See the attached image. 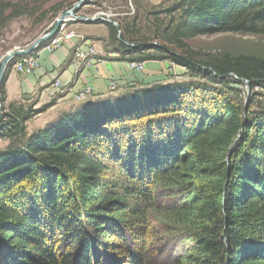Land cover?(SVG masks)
<instances>
[{
  "label": "trees",
  "instance_id": "trees-1",
  "mask_svg": "<svg viewBox=\"0 0 264 264\" xmlns=\"http://www.w3.org/2000/svg\"><path fill=\"white\" fill-rule=\"evenodd\" d=\"M86 6L77 24L105 25L126 62L169 61L199 80L87 103L28 135L54 104L6 106L15 58L0 87V264H264V58L188 45L264 37V0H176L149 37L136 18L87 22ZM25 14L0 2V34Z\"/></svg>",
  "mask_w": 264,
  "mask_h": 264
},
{
  "label": "crops",
  "instance_id": "crops-1",
  "mask_svg": "<svg viewBox=\"0 0 264 264\" xmlns=\"http://www.w3.org/2000/svg\"><path fill=\"white\" fill-rule=\"evenodd\" d=\"M71 31L76 36L84 37L85 44L75 37L65 40L53 52L43 47L37 54L41 62L39 70L27 76L13 69L9 71L5 84V96L9 104L28 106V103L33 102L29 105L34 104V109H39L43 106L42 101H50L54 105L39 117L48 114V119L56 121L84 104L113 101L136 89L159 84V72L169 67L162 62H148L144 71H132L122 55L110 45L109 30L105 25L73 24ZM87 45L96 49L100 62L95 67L83 68L77 73L71 65L75 49ZM56 80L63 85L61 89L54 87ZM111 83L117 85L114 91H111ZM86 87L93 89L92 96L78 103L76 95Z\"/></svg>",
  "mask_w": 264,
  "mask_h": 264
},
{
  "label": "rangeland",
  "instance_id": "rangeland-1",
  "mask_svg": "<svg viewBox=\"0 0 264 264\" xmlns=\"http://www.w3.org/2000/svg\"><path fill=\"white\" fill-rule=\"evenodd\" d=\"M80 0H0V2H10L18 4L25 8L27 14L13 19L1 31L0 34V66L7 54L16 49H25L34 43L44 34L49 33L54 28L55 22L60 16L70 11ZM91 5L86 6L79 14L92 18L115 19H134L137 25L144 29L141 34L143 37L150 36V29H154L158 21H154L155 14L160 21L167 23L168 18L161 14V11L175 4L176 0H124V5L120 0H91ZM64 6L58 14L55 10ZM152 13V14H149ZM77 17V15H75ZM75 17V18H76ZM76 22L68 21L67 29L72 30V25ZM96 21V20H95ZM66 22V21H65ZM64 22V23H65ZM63 23V24H64ZM62 24V25H63ZM62 27V26H61ZM60 27V28H61ZM52 28V29H51ZM59 28V29H60ZM51 29V30H50ZM58 32V31H57ZM153 31H151L152 34ZM189 48L198 53L202 58L211 59L220 55L230 54L234 57L240 55H251L264 58V37L240 35V34H218L213 36L198 37L188 42ZM161 62V61H159ZM151 63V62H149ZM169 67L159 72L161 83H189L198 81L199 78L192 76L186 69L170 64L169 61H163ZM159 83V84H161ZM244 96L247 95V87H240ZM257 91L260 93L258 100L264 105V90ZM34 100H37L34 98ZM50 102V101H49ZM47 102V103H49ZM33 102L28 103L32 104ZM43 106L47 103L42 101ZM46 103V104H44ZM2 104V103H1ZM9 102L6 101L8 107ZM42 106V107H43ZM51 122L48 114L43 117L37 116L27 124V134L32 135L38 129L44 128ZM9 145V140H0V151H3ZM183 244L168 246L170 252H181L184 249Z\"/></svg>",
  "mask_w": 264,
  "mask_h": 264
},
{
  "label": "built area",
  "instance_id": "built-area-1",
  "mask_svg": "<svg viewBox=\"0 0 264 264\" xmlns=\"http://www.w3.org/2000/svg\"><path fill=\"white\" fill-rule=\"evenodd\" d=\"M71 22L76 20H80L79 17L70 19ZM68 20V21H70ZM66 21L62 27L56 32L48 41L47 44L44 46V48L49 51L53 52L55 49L61 47L62 43L65 40H71L75 37L80 38L83 44H85V39L82 36H76L74 32L69 31L67 29V23ZM35 51V50H34ZM38 54V53H37ZM97 51L95 48H93L91 45H87L85 47H76L73 59L71 61V65L74 68V70L78 73L83 68L87 67H95L99 62V58H97ZM147 62H128V66L132 71L142 72L145 70ZM41 68V62L38 56L33 55H27L23 56L22 58L15 61V63L12 66V69L16 71L19 74L22 75H31L37 70ZM54 87L57 89H61L63 85L59 80H56L54 82ZM117 85L116 83H111V91H114L116 89ZM93 89L91 87H86L83 90H81L76 95V101L78 103H82L86 101L89 97L92 96Z\"/></svg>",
  "mask_w": 264,
  "mask_h": 264
},
{
  "label": "water",
  "instance_id": "water-1",
  "mask_svg": "<svg viewBox=\"0 0 264 264\" xmlns=\"http://www.w3.org/2000/svg\"><path fill=\"white\" fill-rule=\"evenodd\" d=\"M91 0H80L70 11L62 14L60 16L59 19L56 20L54 28L52 29V31H50L47 34H44L43 36H41L40 38H38L34 43H32L29 47L25 48V49H16L14 51H11L7 54V56L3 59L2 64L0 66V87L4 81L7 69L9 64L15 59V58H19L22 56H26V55H30L34 50H36L42 43L47 42L58 30L59 28L62 26V24L65 21H68L70 19L75 18L76 16V12L79 11L81 8H83L84 6L87 5L88 2H90ZM97 19H101L106 23H111L112 21L110 19H105V18H92L86 20L87 22H94ZM116 25V24H115ZM3 115V108H2V104L0 101V119L2 118Z\"/></svg>",
  "mask_w": 264,
  "mask_h": 264
},
{
  "label": "clouds",
  "instance_id": "clouds-1",
  "mask_svg": "<svg viewBox=\"0 0 264 264\" xmlns=\"http://www.w3.org/2000/svg\"><path fill=\"white\" fill-rule=\"evenodd\" d=\"M128 63V62H127Z\"/></svg>",
  "mask_w": 264,
  "mask_h": 264
}]
</instances>
